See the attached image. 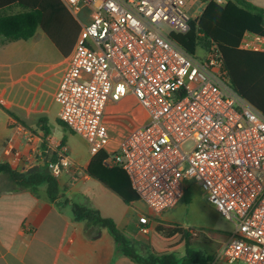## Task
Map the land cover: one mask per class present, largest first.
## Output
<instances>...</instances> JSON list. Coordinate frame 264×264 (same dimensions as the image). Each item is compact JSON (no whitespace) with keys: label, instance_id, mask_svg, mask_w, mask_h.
<instances>
[{"label":"built area","instance_id":"1","mask_svg":"<svg viewBox=\"0 0 264 264\" xmlns=\"http://www.w3.org/2000/svg\"><path fill=\"white\" fill-rule=\"evenodd\" d=\"M58 1L79 27L54 94L59 121L90 155L104 152L102 165L120 168L154 213L176 206L192 182L234 227L218 256L264 264V115L236 93L215 44L198 57L171 38L228 0ZM129 95L147 120L113 142L107 105ZM70 165L66 146L47 162L54 175Z\"/></svg>","mask_w":264,"mask_h":264},{"label":"crops","instance_id":"2","mask_svg":"<svg viewBox=\"0 0 264 264\" xmlns=\"http://www.w3.org/2000/svg\"><path fill=\"white\" fill-rule=\"evenodd\" d=\"M243 1L264 9V0ZM17 12L19 8L15 6L7 11ZM31 40L44 47L47 44L46 48L53 52L57 62L26 63L23 55L27 51L26 43ZM50 42L41 29L29 40L8 41L0 37V164L19 173L38 172L47 167L48 161H56L58 148L66 146L71 165L61 170L56 178L58 199L67 200L68 204L58 207L49 201L45 186L35 192L14 190L8 176L0 173V264H112L113 261V264H138L125 258L115 259V243L106 230L87 238L84 224L72 220L73 205L98 211L103 218L111 219L127 238L139 236L141 223L148 224L147 238L159 223L194 229L208 238L214 233L224 235L184 224L183 212L189 202L183 199L172 209L154 213L139 200L126 204L119 195L87 174L93 156L86 141L81 137L55 136L54 123L59 121V106L54 94L70 53L62 56ZM240 48L264 52V39L246 33ZM15 57L18 59L14 63ZM128 109L132 110L133 120L130 130L146 122V112L129 95L118 103L107 105L105 123L111 121L112 114ZM109 130L113 142L126 134ZM230 233L225 234L228 237ZM219 249L216 253L207 252L212 259L210 264H227L218 256Z\"/></svg>","mask_w":264,"mask_h":264},{"label":"trees","instance_id":"3","mask_svg":"<svg viewBox=\"0 0 264 264\" xmlns=\"http://www.w3.org/2000/svg\"><path fill=\"white\" fill-rule=\"evenodd\" d=\"M13 6L19 8V12L7 13ZM37 29L45 33L64 57L69 55L79 32L78 25L58 0H0L1 38L29 40ZM246 33L264 39V9L243 0H228L223 7L209 3L197 19L188 23L185 34H172L171 38L190 55H195L198 48L207 50L215 44L236 93L264 115V52L240 48ZM59 124L67 130L60 121ZM105 157L104 152L94 155L87 174L119 195L126 204L137 201L125 173L120 168L102 165ZM0 173L8 176L14 190L35 192L45 186L49 201L58 207L68 204L67 200L58 199L56 175L47 167L38 172L19 173L0 164ZM183 201L189 202L187 190ZM71 215L74 222L84 224L87 238L106 230L115 243V259L125 258L138 264H177L176 252L184 247L182 264H210L212 261L210 256L191 248L194 229L159 223L143 244L127 238L111 219L103 218L94 209L73 205Z\"/></svg>","mask_w":264,"mask_h":264},{"label":"rangeland","instance_id":"4","mask_svg":"<svg viewBox=\"0 0 264 264\" xmlns=\"http://www.w3.org/2000/svg\"><path fill=\"white\" fill-rule=\"evenodd\" d=\"M197 5H195L191 10H189V14H194V11L196 10ZM51 43V42H50ZM46 47L47 44H45ZM27 51L23 55L24 60L29 65H41V64H50V63H56V59L53 58L54 54L53 52H50V50L46 47H44L42 44H37L34 41H29L26 43ZM44 48L46 50H44ZM207 50H200L198 48L196 50V55L198 57H202ZM18 57L14 58V63L17 61ZM132 110L128 109V111L121 110L117 113L112 114L111 121L108 122L107 126L111 129L117 130L119 132H125L127 133L130 130V125L133 123L131 113ZM54 129H55V136H64V137H79L76 134H73L68 129L62 128V126L59 124V121L54 123ZM109 128V129H110ZM116 137L118 136L115 134ZM191 147V144H186L185 149H189ZM186 189L188 190L189 194V204L187 205V209L183 212V222L184 224L188 225L189 227L195 226V228L203 227L210 231L215 232H223L224 235L221 234H212L211 238H208L205 234L201 232L194 231L192 235V241L190 242L191 248L201 253L202 255H206L207 252L213 251V253H216L219 249L222 241V239H226V234L232 232L234 227L233 225L227 221L226 219L222 218L219 214H217L215 211L212 210V208L208 205L206 198L202 195V193L198 190V188L192 183L187 182L186 183ZM183 206L185 207L186 204L182 202ZM149 234L148 231V224L147 223H141L139 227V236L129 238L134 241H138L141 243H147V235ZM213 238L217 239L214 240ZM141 249H144L143 247ZM140 249V250H141ZM143 251V250H142ZM185 257L184 248L181 247L176 252V258L178 260L177 264H182L181 260ZM237 264H243L242 262H239Z\"/></svg>","mask_w":264,"mask_h":264}]
</instances>
